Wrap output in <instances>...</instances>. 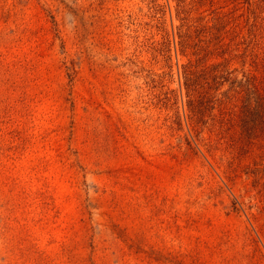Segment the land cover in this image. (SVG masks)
I'll return each instance as SVG.
<instances>
[{"label": "rangeland", "instance_id": "1", "mask_svg": "<svg viewBox=\"0 0 264 264\" xmlns=\"http://www.w3.org/2000/svg\"><path fill=\"white\" fill-rule=\"evenodd\" d=\"M0 264H264V0H0Z\"/></svg>", "mask_w": 264, "mask_h": 264}, {"label": "trees", "instance_id": "2", "mask_svg": "<svg viewBox=\"0 0 264 264\" xmlns=\"http://www.w3.org/2000/svg\"><path fill=\"white\" fill-rule=\"evenodd\" d=\"M183 76H184V80H186V81H185V84H186V87H187L188 80H189V72H188V70H185Z\"/></svg>", "mask_w": 264, "mask_h": 264}]
</instances>
